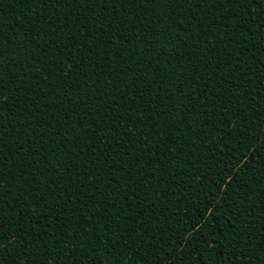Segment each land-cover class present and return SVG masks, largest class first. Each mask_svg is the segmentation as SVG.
<instances>
[{"label": "trees", "instance_id": "16d2710c", "mask_svg": "<svg viewBox=\"0 0 264 264\" xmlns=\"http://www.w3.org/2000/svg\"><path fill=\"white\" fill-rule=\"evenodd\" d=\"M0 264H264V0H0Z\"/></svg>", "mask_w": 264, "mask_h": 264}]
</instances>
